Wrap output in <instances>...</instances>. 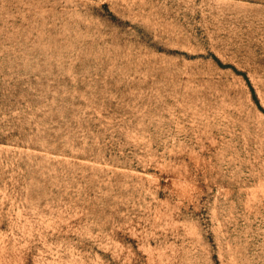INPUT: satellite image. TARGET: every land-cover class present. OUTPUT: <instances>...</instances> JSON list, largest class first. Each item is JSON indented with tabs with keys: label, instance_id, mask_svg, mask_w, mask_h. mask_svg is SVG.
<instances>
[{
	"label": "rangeland",
	"instance_id": "rangeland-1",
	"mask_svg": "<svg viewBox=\"0 0 264 264\" xmlns=\"http://www.w3.org/2000/svg\"><path fill=\"white\" fill-rule=\"evenodd\" d=\"M0 264H264V0H0Z\"/></svg>",
	"mask_w": 264,
	"mask_h": 264
}]
</instances>
